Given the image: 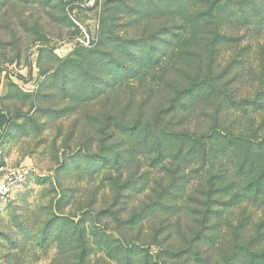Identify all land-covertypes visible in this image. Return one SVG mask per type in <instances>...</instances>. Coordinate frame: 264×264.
Instances as JSON below:
<instances>
[{
	"label": "rangeland",
	"instance_id": "rangeland-1",
	"mask_svg": "<svg viewBox=\"0 0 264 264\" xmlns=\"http://www.w3.org/2000/svg\"><path fill=\"white\" fill-rule=\"evenodd\" d=\"M157 115L196 137L264 135V0H0V168L25 169L0 200V264H77L80 240L86 264H126L125 245L144 251L131 264H225L233 226L246 240L264 210L219 205L196 244L189 198L209 166L117 125Z\"/></svg>",
	"mask_w": 264,
	"mask_h": 264
},
{
	"label": "trees",
	"instance_id": "trees-1",
	"mask_svg": "<svg viewBox=\"0 0 264 264\" xmlns=\"http://www.w3.org/2000/svg\"><path fill=\"white\" fill-rule=\"evenodd\" d=\"M191 83L193 85L192 88L197 87L199 91L207 89L210 92L214 88L213 82L203 77L202 74L195 76ZM241 105L244 107L246 104ZM160 117L157 115L152 121L135 123L132 126H127L123 122H117V125L127 134L136 132L145 137L144 140L153 139V144H155L157 150L163 145L165 147L164 151H168L174 160L175 158L187 159L191 155H198L201 166H209V169H205V173L199 176L197 187L193 191L199 198H189L190 201L197 204V207L200 208L198 211L201 216L198 223L199 228L191 232L193 241L196 244L199 241H203L202 239L204 238L202 235L198 236L200 230L202 233L205 231L206 234L210 227L209 225H211L208 222L223 213V211L219 213V205L223 206L224 210L226 209L225 211H230L231 214L234 213L233 211L238 210L240 216H244L246 220L250 217L245 215L249 205L257 206L264 210V135L257 136L254 134L258 129L254 133L247 134L234 133L233 130L225 129L222 126H214L211 131L196 137V135L194 136L188 131L173 129L168 131L161 126ZM224 161H229V163L221 165ZM176 173L172 174L173 178L164 188V191L168 189L172 192V189L175 188ZM157 197L158 200L153 205H163L165 202L163 195L157 193ZM241 221L239 220L238 224L233 226L236 236H241L242 232L245 231L246 225L242 224ZM227 224L232 227L231 222ZM236 236L233 237L231 243L232 256L230 255L225 264H229L241 255L245 256L248 264H264V248H262L264 243V214L252 228V234L249 238L240 242V238ZM210 239L214 240V237L210 236ZM80 243V253L77 252V264H86L87 260H85L86 255L84 254L86 245ZM213 243L211 244L214 245ZM125 246L120 250V258L126 264H128V260L130 264L133 262L134 256L132 255L135 254L136 257H139L138 255H142L144 252L138 250L139 247H136L135 249L138 251H135ZM194 246L197 251V246ZM179 252L169 250L167 257L178 259L180 257ZM143 261V264H150L146 258Z\"/></svg>",
	"mask_w": 264,
	"mask_h": 264
},
{
	"label": "built area",
	"instance_id": "built-area-1",
	"mask_svg": "<svg viewBox=\"0 0 264 264\" xmlns=\"http://www.w3.org/2000/svg\"><path fill=\"white\" fill-rule=\"evenodd\" d=\"M0 200H6L12 190V188L19 182H21L25 175L24 167L17 169H3L0 168Z\"/></svg>",
	"mask_w": 264,
	"mask_h": 264
}]
</instances>
